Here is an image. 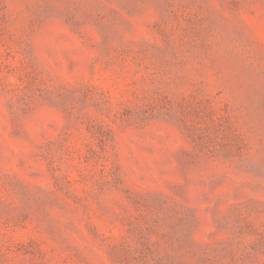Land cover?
Listing matches in <instances>:
<instances>
[{"label": "rangeland", "instance_id": "374dc122", "mask_svg": "<svg viewBox=\"0 0 264 264\" xmlns=\"http://www.w3.org/2000/svg\"><path fill=\"white\" fill-rule=\"evenodd\" d=\"M0 264H264V0H0Z\"/></svg>", "mask_w": 264, "mask_h": 264}]
</instances>
